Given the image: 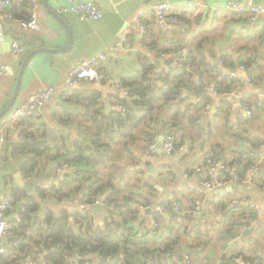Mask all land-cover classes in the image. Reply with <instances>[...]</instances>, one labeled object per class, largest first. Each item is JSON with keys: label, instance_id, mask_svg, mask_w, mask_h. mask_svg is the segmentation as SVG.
<instances>
[{"label": "crops", "instance_id": "1", "mask_svg": "<svg viewBox=\"0 0 264 264\" xmlns=\"http://www.w3.org/2000/svg\"><path fill=\"white\" fill-rule=\"evenodd\" d=\"M12 1L13 10L23 12L25 0ZM94 1L104 11L103 17L97 20L81 19L69 10L67 0H49L72 31L73 43L66 51L61 49L69 45V33L49 11L44 0V17L36 32L17 31L12 19L0 15V65L9 66L0 75V114L5 113L0 117V128L9 122L12 108L31 94L61 83L66 73L80 60L92 58L117 45L128 23L150 0ZM167 1L176 5L184 2ZM200 1L202 7L198 9L180 7V22L164 34L158 30L150 13L146 19L150 27L147 45L141 43L146 38L142 39L136 33L121 58L108 62V70L129 84L142 74L140 54L153 64V76L190 57L194 59V56H197L195 62L201 60L202 64H195L192 74L194 84L182 89L180 101L188 115L177 120L181 124L174 125L167 110L159 111L152 121L141 123L133 137L115 144L102 176L123 186L121 197L134 198L132 204L139 210L137 223L142 231L159 226V231L166 237L178 236L172 250L163 252L159 259L150 260L149 264H222L224 253L234 256L238 264H264V106L254 118L241 121L244 98L264 97V16L253 22L247 13L225 11L223 4L231 0ZM252 1L264 4V0ZM65 7L67 10H64ZM14 41L26 47V54L20 59L14 55ZM150 43H155L152 46L154 50ZM40 48L46 51L33 56L19 81L27 55ZM164 49L167 51L164 52ZM217 69L234 70L241 79L222 76ZM198 77H203L205 81L200 82ZM208 86H213L216 91L209 90ZM201 89H205L206 93L198 96L196 93ZM118 94L105 81H85L71 95L58 91L43 107L41 119L23 120L18 130L10 129L6 139L11 145L24 141L29 133L35 134L37 139L34 140L42 141L46 146H30L32 152L17 153L8 147L5 160L0 162V199L10 190L14 200L23 205L29 195H38L42 189L36 187L37 182L59 185L69 179L71 176L68 175L73 173L70 169L75 167L67 162H58L54 155L73 150L77 143L90 150L95 132L93 117L105 118V115L116 112L117 109L112 106L107 110L106 105L116 102ZM198 106L203 109L199 110ZM9 107L11 109L7 111ZM169 123L174 125L179 135L183 157L164 151ZM244 140L259 141L256 148L261 150L256 152L259 154L253 161L259 162L261 168L252 182L248 181L249 168L241 166L246 171L244 178L240 176V169L236 170L241 152L253 147L245 145ZM212 156L232 167L231 171L223 174L224 179L230 174V179L204 193V203L198 205L196 201L200 195L197 191L201 179L206 176H198L195 168ZM31 160L37 162L34 170L28 165ZM27 161V171H24L22 166ZM59 177L60 181H56ZM27 181L34 183L36 194L20 184ZM155 184L163 186L164 191H158ZM191 187L194 189L191 190ZM78 199L76 202H72L71 198L61 202L49 198L36 215L60 220L65 214L72 222L78 213L81 214L82 200ZM150 201L174 204V209L179 212L173 215L169 208L164 213L143 209V205ZM100 202L102 211L91 210L98 216L106 209L104 201ZM225 205L227 208L223 207ZM18 213L19 210L13 208L6 214L11 221L19 217ZM157 214L163 216L159 223L154 219ZM229 230L231 233L238 231V238H229ZM28 234L31 235L32 231L29 230ZM93 257L90 261L95 264L97 259ZM30 259L21 264H30ZM68 261L70 264L79 262L74 255Z\"/></svg>", "mask_w": 264, "mask_h": 264}, {"label": "trees", "instance_id": "2", "mask_svg": "<svg viewBox=\"0 0 264 264\" xmlns=\"http://www.w3.org/2000/svg\"><path fill=\"white\" fill-rule=\"evenodd\" d=\"M13 4L12 1L10 11L15 16H28V0H25V9L21 13L13 10ZM178 17L179 23V14ZM153 18L156 23L154 15ZM147 26L150 33L148 21ZM148 36L143 42L144 45L148 43ZM154 45L155 43H150L151 48ZM163 51L166 52L167 49ZM190 53L193 54V52ZM196 57L194 56V59L190 57L187 61L153 76V64L140 54L142 63L140 78L130 84L123 80L124 85L130 90V95H117L119 100L117 102L124 105L126 110L117 109L112 115H105V118L93 117L95 132L90 150L86 149L84 144L77 143L73 150L62 155H54L53 158L58 162L62 164L67 162L76 168V171L68 175L71 177L66 178L59 185H53L51 189L39 190L38 195H29L23 205L13 198V208L19 210V220L10 221V230L4 238L7 251L0 255V264H21L29 255L37 252L45 253L49 260L47 264H65L75 253L95 256L97 259L95 264H149L150 260L159 259L163 252L172 250V246L178 242V236L166 237L159 231V226L142 231L140 224L137 223L139 210L132 204L134 198L126 195L121 197L123 186L117 185L111 179H104L102 174L108 160L112 157L115 144L125 138L133 137L135 129L145 121H152L159 111L167 110L173 124L176 126L181 124L177 120L188 115L180 101L182 89L194 84L192 74L196 68L195 64H202L201 60L195 62ZM198 109L201 110L203 107L198 106ZM241 121L246 122L242 118ZM28 135L24 141L13 145L8 142L7 148L11 147L17 153L32 152L30 146H46L44 142L34 140L37 139L35 134L28 133ZM250 143L253 147L259 146V141L254 140ZM258 154L251 150L241 152L236 164V170L240 169L241 178H244L246 173L241 166L244 165L245 169H248ZM36 158L40 157L36 156ZM212 158L215 157L212 156ZM216 159L220 158L216 157ZM27 163L28 161L22 166L24 171H27ZM29 164L33 170L37 166V162L33 160ZM229 176L226 179H230ZM14 194L17 195L15 191ZM49 198L56 200L79 198L85 204L103 200L106 209L100 216L90 210L87 214L78 213L73 223L65 214L60 220L36 215L43 208L45 200ZM162 204L166 210L169 208V212L171 211L173 215L179 212L174 209L176 208L174 204L168 202H162ZM223 207L227 208L226 205ZM13 208L8 211H12ZM100 218L106 220L105 225H95L92 222ZM154 219L158 222L163 219V216L157 214ZM29 230L32 231L31 235L28 234ZM37 231L38 235L34 234ZM238 235V231L231 233L230 230L227 234L232 239L238 238ZM221 262L222 264H238L234 256H227L226 253L222 254ZM78 264H85V260L80 259Z\"/></svg>", "mask_w": 264, "mask_h": 264}, {"label": "built area", "instance_id": "3", "mask_svg": "<svg viewBox=\"0 0 264 264\" xmlns=\"http://www.w3.org/2000/svg\"><path fill=\"white\" fill-rule=\"evenodd\" d=\"M68 8L70 11L76 13L81 19H100L103 17V9L97 1L94 0H67ZM12 5V0H0V15H4L13 20L14 28L17 31H27L36 32V30L42 25L41 21L44 17V11L42 7V0H28V16L27 17H17L11 11L10 7ZM180 7H185L187 9H198L202 7V2L200 0H190L184 1L182 5L173 4L167 0H150L146 3L145 7L140 10L136 16L128 23V27L124 30L123 36L117 45L108 48L106 51L99 53L98 55L80 60L77 65L73 66L67 73L64 80L61 83L49 85L42 88L41 90L31 94L26 100L21 102L19 105L12 108L10 111L9 122L5 123L0 128V162H3L6 157V150L8 140L6 139V134L10 129L18 130V126L21 121L32 119H41L43 115V107L52 100L58 91H63L65 93H74L75 89L79 84L85 81H105L119 94L128 96L130 95V90L124 85L123 79L108 70L107 64L111 59L119 60L121 55L126 50L131 37L139 33L141 38L144 39L149 34V29L147 26V16L152 13L155 17V22L158 30L161 32H167L179 21V11ZM223 9L230 13H247L250 16L251 21L255 22L260 17L264 16V4H255L252 0L243 2L239 0L227 1L223 4ZM67 10V7L64 8ZM143 43V40L142 42ZM12 48L14 55L17 59L22 58L26 54V47L18 42L14 41L12 43ZM245 66L241 68L245 70ZM9 66L0 65V75H2ZM218 73L220 75L232 78L241 79L238 72L234 70L225 71L219 69ZM200 82H204L203 77H198ZM248 81L251 82V78L248 77ZM209 90L215 92L216 89L213 86L207 87ZM242 105V119L250 120L254 118L257 113L264 106V97H258L256 99L244 98L241 103ZM112 107L125 111L126 108L120 102L112 103ZM21 137L22 134L19 133ZM179 135L175 130V127L171 123L168 124L167 132L164 140V151L176 157L181 156L183 148L178 145ZM244 144L247 146H252L250 141L244 140ZM264 148V145H262ZM183 157V156H181ZM68 166V165H66ZM261 168L260 163H252L249 166V176L248 181L252 182L254 175ZM232 167L227 165V163L218 161L212 157H207L205 161L198 164L195 168V172L198 176L204 175L205 178L201 179V185L198 188V194L200 198L196 201L198 205L204 203V198L202 197L204 193L208 190L213 189L218 186H222L226 183L223 178L224 172L231 171ZM55 185L54 183H42L37 182L36 187L42 189H51ZM154 187L160 191H164V187L155 184ZM194 187H191L193 190ZM67 198H63L60 201L63 202ZM13 196L11 191H6L3 198L0 199V255L7 251L6 244L4 243V238L10 230L11 224L7 217V211L13 208ZM72 202H76V199H72ZM100 202L96 200L93 204L80 203L81 213L87 214L88 210L94 204ZM234 202V201H233ZM152 209L158 213H164L166 207L161 203H155L153 201L147 202L143 205V209ZM93 213V212H92ZM19 220V217H17ZM92 222L95 225H105V219H94ZM146 224V223H145ZM34 256V258H32ZM76 259H84L85 264H93L90 259L93 256L82 255L75 253ZM30 264H38V260L42 259L43 264H47L49 260L46 258L45 253L37 252L34 255H29ZM72 258V257H71ZM155 264V262H153Z\"/></svg>", "mask_w": 264, "mask_h": 264}, {"label": "water", "instance_id": "4", "mask_svg": "<svg viewBox=\"0 0 264 264\" xmlns=\"http://www.w3.org/2000/svg\"><path fill=\"white\" fill-rule=\"evenodd\" d=\"M182 1H190V0H182ZM46 6L48 7L49 11L56 17V19L61 22L65 28L67 29L68 33H69V36H70V42H69V45L64 47L63 49H61L62 51H66L70 48V46L72 45L73 43V34H72V31L70 29V27L68 26V24L66 23V21L60 16V14L50 5V2L49 0H44ZM60 50V51H61ZM41 51H46V49L44 48H40V49H37V50H34L32 52H30L28 55H27V58L24 60L23 62V66H22V69H21V72H20V76H19V81H21L22 79V76L24 74V72L26 71L27 69V66L29 64V62L32 60L33 56L36 55L37 53L41 52ZM158 64V62H157ZM203 93L205 94L206 93V90L205 89H201L198 91V93H196L198 96H200V94ZM107 106V110L108 109H112V105L109 103L106 105ZM11 108L9 107L7 111H9ZM106 110V111H107ZM5 111V112H7ZM5 113L3 114H0V117H2ZM244 146V145H243ZM245 147V146H244ZM251 151L253 152H260L261 150L260 149H257L256 147H251L250 148ZM264 150V149H263ZM70 171L74 172L76 171V168H72L70 169ZM67 172V171H66ZM61 177L57 178L56 181H60ZM22 181V179H21ZM22 183V185L25 187V189H27V191L31 192L32 194H36V190L34 189V183L32 181H27V182H20V184ZM91 210H93L94 212H99V211H102L103 210V206H102V203L99 202V203H96L92 206ZM150 212H152V209L148 210ZM38 264H43V260L41 259ZM65 264H70V261H68L67 263Z\"/></svg>", "mask_w": 264, "mask_h": 264}, {"label": "rangeland", "instance_id": "5", "mask_svg": "<svg viewBox=\"0 0 264 264\" xmlns=\"http://www.w3.org/2000/svg\"><path fill=\"white\" fill-rule=\"evenodd\" d=\"M101 201V200H100Z\"/></svg>", "mask_w": 264, "mask_h": 264}]
</instances>
